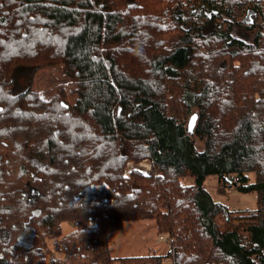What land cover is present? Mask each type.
<instances>
[{"label":"trees","instance_id":"obj_1","mask_svg":"<svg viewBox=\"0 0 264 264\" xmlns=\"http://www.w3.org/2000/svg\"><path fill=\"white\" fill-rule=\"evenodd\" d=\"M150 218L165 254H111ZM0 264H264V0H0Z\"/></svg>","mask_w":264,"mask_h":264},{"label":"rangeland","instance_id":"obj_2","mask_svg":"<svg viewBox=\"0 0 264 264\" xmlns=\"http://www.w3.org/2000/svg\"><path fill=\"white\" fill-rule=\"evenodd\" d=\"M29 76L24 71L16 74L15 80L17 90H21L29 83ZM33 87L38 90L41 97L50 99L60 87L65 88L68 100L73 103L76 98V82L69 78L62 71V65H48L36 71L33 79ZM191 115V114H190ZM190 115L187 117V122ZM152 168V160L144 158L139 162L129 160L125 168V175L133 169H138L148 174ZM253 176V175H252ZM184 183L190 184V179H184ZM208 189L215 195L217 200H222L232 209H253L256 207V195L253 193L243 194L235 189H226L219 185L214 177L207 182ZM65 233L74 228V224L65 221L62 224ZM109 248L113 256H145L150 253L165 254L170 246V238L164 233L157 231L155 219H142L125 222L122 228L116 229L108 236Z\"/></svg>","mask_w":264,"mask_h":264},{"label":"water","instance_id":"obj_3","mask_svg":"<svg viewBox=\"0 0 264 264\" xmlns=\"http://www.w3.org/2000/svg\"><path fill=\"white\" fill-rule=\"evenodd\" d=\"M197 120L198 119V113L194 112L191 114V116L189 117V120H188V130L189 132H193L194 129H195V126L197 124Z\"/></svg>","mask_w":264,"mask_h":264},{"label":"crops","instance_id":"obj_4","mask_svg":"<svg viewBox=\"0 0 264 264\" xmlns=\"http://www.w3.org/2000/svg\"><path fill=\"white\" fill-rule=\"evenodd\" d=\"M222 201V200H221Z\"/></svg>","mask_w":264,"mask_h":264}]
</instances>
